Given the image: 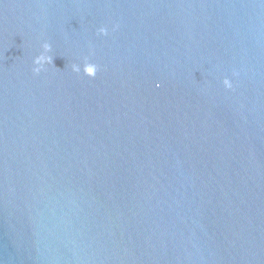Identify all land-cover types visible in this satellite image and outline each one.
<instances>
[{"label":"water","instance_id":"95a60500","mask_svg":"<svg viewBox=\"0 0 264 264\" xmlns=\"http://www.w3.org/2000/svg\"><path fill=\"white\" fill-rule=\"evenodd\" d=\"M0 264H264V0H0Z\"/></svg>","mask_w":264,"mask_h":264},{"label":"clouds","instance_id":"9594fccd","mask_svg":"<svg viewBox=\"0 0 264 264\" xmlns=\"http://www.w3.org/2000/svg\"><path fill=\"white\" fill-rule=\"evenodd\" d=\"M107 31L108 30L103 27L99 29L100 33L107 34ZM42 47L43 51L34 59V64L36 66L34 67L33 71L37 74L41 72L45 65L52 64V56L48 54L51 51V44L48 42H44ZM71 67L75 72L81 71V67L78 64H73ZM96 68L97 66L94 63L88 62L87 58H85L83 71L86 75L94 77L96 75ZM224 84L227 88H231L233 86L232 81L227 77L224 79Z\"/></svg>","mask_w":264,"mask_h":264}]
</instances>
